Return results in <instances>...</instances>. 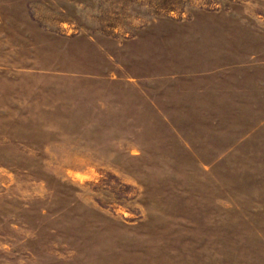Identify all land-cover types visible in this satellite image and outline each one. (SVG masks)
Masks as SVG:
<instances>
[{"label": "rangeland", "instance_id": "rangeland-1", "mask_svg": "<svg viewBox=\"0 0 264 264\" xmlns=\"http://www.w3.org/2000/svg\"><path fill=\"white\" fill-rule=\"evenodd\" d=\"M0 264H264V0H0Z\"/></svg>", "mask_w": 264, "mask_h": 264}]
</instances>
